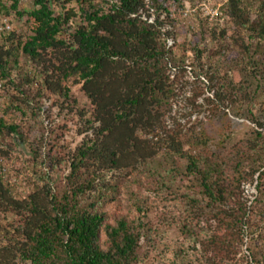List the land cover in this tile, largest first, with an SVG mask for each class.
<instances>
[{"label": "rangeland", "instance_id": "rangeland-1", "mask_svg": "<svg viewBox=\"0 0 264 264\" xmlns=\"http://www.w3.org/2000/svg\"><path fill=\"white\" fill-rule=\"evenodd\" d=\"M0 1L9 8V2ZM106 1L94 0L103 6ZM262 1L254 0L251 18ZM228 2L158 0L161 7L149 9L151 21L157 15L164 21L173 97L160 129L141 133L150 140L144 144L148 157L122 168L94 173L85 167L73 179L76 150L95 135L89 123L91 100L81 84L73 83L75 77L69 78L68 97L40 93L39 87L23 79L33 73L32 64L22 56L23 68L14 70L12 78L37 105L20 113L13 106L16 89L0 79V116L18 123L23 134L0 140L3 177L15 195L23 197L33 184L45 181L61 195L76 181H89L92 185L80 197L81 207L99 210L106 223L125 217L142 228L139 264H261L264 78L240 44L243 33L227 10ZM66 6L76 9L77 3ZM32 7V0H21V9ZM218 7L223 20L213 14ZM5 9L0 6V26L8 28L0 31V37L3 31L29 33L32 20ZM254 61L264 75V48ZM177 145L180 152L174 150ZM188 155L197 159L201 169H214L210 181L231 190L226 204L214 203L206 194L201 175L188 169ZM221 209L226 211L223 216ZM230 213L243 216L242 225L233 224ZM19 222L20 216L0 212V227L10 229V223ZM102 240H106L104 232ZM0 241H5L4 235Z\"/></svg>", "mask_w": 264, "mask_h": 264}, {"label": "trees", "instance_id": "trees-1", "mask_svg": "<svg viewBox=\"0 0 264 264\" xmlns=\"http://www.w3.org/2000/svg\"><path fill=\"white\" fill-rule=\"evenodd\" d=\"M4 1L10 4L6 8L0 1L5 10L27 15L33 22L29 33L3 31L0 37V79L16 89L14 108L26 114L37 105L12 78L14 70L23 68L22 56L32 64L33 73L32 78L25 74L23 79L39 87L40 93L68 97L69 78L75 77L73 83L81 84L91 100L89 123L95 135L77 148L71 163L73 179L85 167L95 173L145 160L144 144L150 140L141 133L160 129L173 97L164 21L160 15L150 20L149 9L161 7L158 0H150L151 5L147 0H107L105 6L94 0H32L29 10L20 8L21 0ZM71 2L77 3L76 9L67 8ZM254 4V0H229L226 6L243 33L240 44L245 54L264 78L254 61L264 48V0L253 19ZM5 135L23 136L18 123L0 116V140ZM174 150L180 152L181 147ZM188 159V169L201 175L210 199L226 204L231 190L217 180L210 181L214 169H201L192 155ZM2 169L0 164V212L20 216V222L10 223V229L0 227L5 238L0 241V264L20 260L25 264H139L143 236L139 225L125 217L106 223L99 210L80 206V197L91 182L76 181L69 191L58 195L45 181L17 197ZM260 175L262 187L264 175ZM225 214L221 209V216ZM229 215L233 224L242 225L243 216ZM260 263L264 264V254Z\"/></svg>", "mask_w": 264, "mask_h": 264}, {"label": "built area", "instance_id": "built-area-1", "mask_svg": "<svg viewBox=\"0 0 264 264\" xmlns=\"http://www.w3.org/2000/svg\"><path fill=\"white\" fill-rule=\"evenodd\" d=\"M226 2L227 1H229V0H225ZM215 16H217V17H220L222 20H223V12L222 11H220V9H219V7L214 11V13H213ZM4 28H8V25L7 24H5V25H1L0 26V31H2V30H4ZM2 81H0V87H2Z\"/></svg>", "mask_w": 264, "mask_h": 264}]
</instances>
